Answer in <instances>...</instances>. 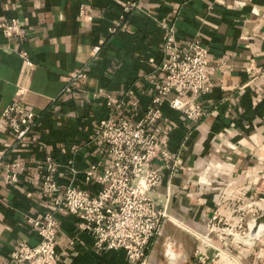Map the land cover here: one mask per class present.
<instances>
[{
    "label": "crops",
    "instance_id": "obj_1",
    "mask_svg": "<svg viewBox=\"0 0 264 264\" xmlns=\"http://www.w3.org/2000/svg\"><path fill=\"white\" fill-rule=\"evenodd\" d=\"M127 1L0 0V24L15 20L21 27V36L11 38L0 29V155L27 163L49 156L59 165L61 185L96 195L102 187L97 175L111 166L97 136L111 112L106 97L122 95L119 114L131 120L151 107L164 78L161 26L170 24L178 48L194 39L207 48L212 85L204 95L182 97L203 112L195 121L169 107L175 91L161 104L173 127L168 149L175 165L170 171L152 164L162 178L149 196L166 206L167 218L149 244L146 264H264V234L248 245L199 239L213 213L239 220V209L264 197V0H139L138 10L119 19ZM249 67L260 73H248ZM77 71L86 79L64 93ZM14 101L39 117L18 143L1 117ZM91 166L95 173L87 177ZM39 172L28 166L16 184L0 178V264H13L10 256L21 242H39L28 220H41L51 207ZM55 218L59 264H130L122 250L93 249L76 216L57 211Z\"/></svg>",
    "mask_w": 264,
    "mask_h": 264
},
{
    "label": "built area",
    "instance_id": "obj_2",
    "mask_svg": "<svg viewBox=\"0 0 264 264\" xmlns=\"http://www.w3.org/2000/svg\"><path fill=\"white\" fill-rule=\"evenodd\" d=\"M138 9L139 0H128L122 7L119 19H123L125 13ZM161 27L164 31L165 60L161 65L164 78L155 87L151 107L139 119L131 120L119 114L125 104L122 95L106 97V106L111 112L99 122L97 136L106 146L111 166L97 175V182L102 187L96 195L79 190L72 184L61 185L56 178L59 165L49 156L39 162L27 163L24 160L7 161L4 155H0V178L3 183L16 184L19 176L27 172L28 166L38 168L40 190L51 201L50 210L41 220H28L39 237L38 244L31 247L21 242L10 256L11 263L59 264L55 213L64 211L78 218V229L90 234L93 249L122 250L130 264H146L149 244L158 235L162 221L167 218L166 206H158L149 196L162 178L160 169L152 164L157 162L170 171L175 165L168 149L173 127L163 115L161 104L170 92L175 91L177 96L169 101V107L195 121L203 112L199 106L188 108L182 97L188 94L204 95L212 85L206 71L208 51L200 40L194 39L185 47L178 48L173 26L163 24ZM0 29L8 38L21 36V27L15 20L0 24ZM110 32L113 33L114 28ZM98 51L99 47L92 50L94 54ZM19 56L26 61L27 67H33L25 53H19ZM246 71L260 73L251 67ZM86 77L85 71L69 75L63 92L70 93L71 87ZM131 106L135 111L138 102L134 101ZM1 117L7 122L16 143L29 136L39 118L34 112L24 110L19 101L8 105ZM94 173L95 167L91 166L86 176ZM238 213L241 217L239 220L226 219L213 213L206 233L198 238L206 245L212 244L213 237L221 243L232 240L237 245L253 244L264 234V229L249 242L241 239L247 238L254 220L264 217V197L242 207Z\"/></svg>",
    "mask_w": 264,
    "mask_h": 264
},
{
    "label": "bare ground",
    "instance_id": "obj_3",
    "mask_svg": "<svg viewBox=\"0 0 264 264\" xmlns=\"http://www.w3.org/2000/svg\"><path fill=\"white\" fill-rule=\"evenodd\" d=\"M264 229V217L254 220L250 224V232L247 238L241 239L243 242H249L251 239L258 237Z\"/></svg>",
    "mask_w": 264,
    "mask_h": 264
},
{
    "label": "trees",
    "instance_id": "obj_4",
    "mask_svg": "<svg viewBox=\"0 0 264 264\" xmlns=\"http://www.w3.org/2000/svg\"><path fill=\"white\" fill-rule=\"evenodd\" d=\"M125 17H126V15H125Z\"/></svg>",
    "mask_w": 264,
    "mask_h": 264
}]
</instances>
